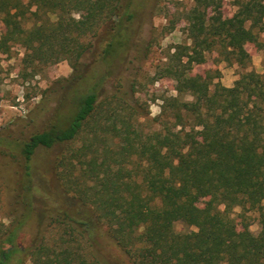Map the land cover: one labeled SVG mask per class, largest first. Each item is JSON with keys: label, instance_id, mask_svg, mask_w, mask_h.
I'll return each mask as SVG.
<instances>
[{"label": "trees", "instance_id": "obj_1", "mask_svg": "<svg viewBox=\"0 0 264 264\" xmlns=\"http://www.w3.org/2000/svg\"><path fill=\"white\" fill-rule=\"evenodd\" d=\"M165 1L0 0V54L18 43L27 65L72 68L16 120L24 130L0 131V166L15 165L20 209L0 221V264H264V70L248 69L246 48L264 49V0H234L232 15L223 0H191L181 17L190 43L174 45L160 69L177 94L148 117L134 95L153 42L139 37ZM211 52L242 69L232 86L192 72ZM39 147L57 151L53 187L34 209Z\"/></svg>", "mask_w": 264, "mask_h": 264}, {"label": "rangeland", "instance_id": "obj_2", "mask_svg": "<svg viewBox=\"0 0 264 264\" xmlns=\"http://www.w3.org/2000/svg\"><path fill=\"white\" fill-rule=\"evenodd\" d=\"M192 4L191 0H166L161 4V9L150 15L143 22L139 39L151 40L152 46L146 57L139 62V75L137 92L134 97L137 100L140 115L148 114V117L156 116L160 110L162 98L176 95L175 83L171 78L162 76L161 67L166 61L167 53L173 51L176 44H189L184 27L185 22L181 18L183 11ZM236 6L234 0H223V13L232 15ZM31 21H26L25 27L31 26ZM173 25L172 28L170 26ZM150 29H153L152 32ZM264 40V34H261ZM251 60L248 69L257 72L264 70V49H259L252 44L246 45ZM25 50L16 43L6 54H0V131H12L17 134L24 130L18 126L16 120L26 117L38 108L42 96L48 93V89L60 78L70 76L72 68L67 60H60L52 64H41L33 67L23 61ZM130 64L127 69H131ZM242 69L236 64H230L223 60L217 52L207 55L204 63L194 66L193 73L205 74L210 72L215 75L214 81H219L224 86H232ZM129 71L125 70L124 74ZM145 123L146 118H141ZM157 128L158 125H151ZM56 148L39 147L32 157L34 170V182L37 186L34 196V209L40 207L41 195L44 191L53 187L52 172L50 170ZM0 166V183L5 184L0 188V221L8 224L11 214L19 215L20 209L12 203L11 184L13 182L15 165L9 164L8 168ZM264 203V200H263ZM249 229L253 233L259 230L257 214L250 213ZM35 226V219L28 221L20 242L27 243L31 230ZM175 229L178 232H191L194 227H189L182 222H176ZM105 250L111 257L124 258L123 253L106 237L102 238ZM19 256H15L12 264H17ZM22 264H34L26 259Z\"/></svg>", "mask_w": 264, "mask_h": 264}]
</instances>
